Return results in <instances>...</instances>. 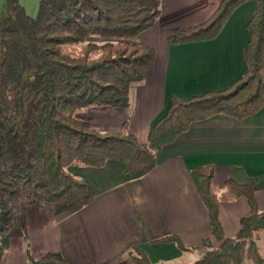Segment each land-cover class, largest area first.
I'll return each mask as SVG.
<instances>
[{"label":"trees","instance_id":"16d2710c","mask_svg":"<svg viewBox=\"0 0 264 264\" xmlns=\"http://www.w3.org/2000/svg\"><path fill=\"white\" fill-rule=\"evenodd\" d=\"M253 1L244 50L246 71L228 88L187 100L172 98L166 113L152 126L145 144L129 131L127 121L112 133H101L75 116L90 107L126 109L129 87L141 82L156 58L137 37L154 25L162 0H40L29 17L19 0L0 3V240L23 227L30 208L55 213L60 208L85 206L95 188L70 171L72 166L102 168L109 161L126 166L134 176L148 172L156 154L191 123L214 115L241 121L264 105V0H222L204 23L175 29L168 45L209 42L217 38L240 6ZM207 213L216 245L203 240L205 252L192 264H264L255 236L264 231L251 179L213 183L210 165L191 170ZM244 197L250 213L239 219L232 238L223 234L220 203ZM152 243H173L178 236ZM5 248L0 243V260ZM128 258L151 264L145 253L132 248ZM31 264H71L61 254H46Z\"/></svg>","mask_w":264,"mask_h":264},{"label":"crops","instance_id":"0c3cea01","mask_svg":"<svg viewBox=\"0 0 264 264\" xmlns=\"http://www.w3.org/2000/svg\"><path fill=\"white\" fill-rule=\"evenodd\" d=\"M221 1L162 0L157 21L137 37L156 58L144 79L130 85L128 107H90L79 111L77 118L101 133L116 132L127 121L138 143L145 144L172 98L187 100L230 87L247 68L246 25L253 1L235 10L212 41L167 43L175 29L207 21ZM206 165L214 168L216 187L227 179L238 183L251 179L258 211H264V105L241 121L214 115L191 123L140 176L117 161L102 168L72 166V173L95 188L96 197L85 206L60 208L53 214L30 208L23 227L11 229L1 242L5 253L0 264H31L27 253L33 259L61 254L71 264H136L127 256L132 248L142 250L151 264H192L205 252L203 240L217 244L197 192L198 180L191 174L193 168ZM218 212L224 236L232 238L239 219L250 209L241 197L220 203ZM172 235L196 248L197 254L181 252L173 243H152Z\"/></svg>","mask_w":264,"mask_h":264},{"label":"rangeland","instance_id":"374dc122","mask_svg":"<svg viewBox=\"0 0 264 264\" xmlns=\"http://www.w3.org/2000/svg\"><path fill=\"white\" fill-rule=\"evenodd\" d=\"M39 2L40 0H19L20 5L25 10L26 14L31 18H34L36 16ZM0 3H2V0H0ZM75 116L77 117V113L75 114ZM255 240L258 246L259 253L264 259V231L259 232L257 236H255ZM2 241L3 240H0V243ZM194 254H197V250L194 251ZM199 257L200 256H198L197 258ZM197 258L195 259L197 260ZM243 264H252V263L249 260H245Z\"/></svg>","mask_w":264,"mask_h":264}]
</instances>
